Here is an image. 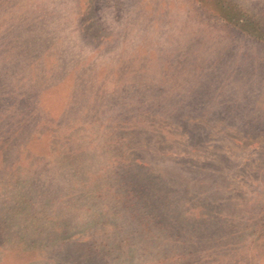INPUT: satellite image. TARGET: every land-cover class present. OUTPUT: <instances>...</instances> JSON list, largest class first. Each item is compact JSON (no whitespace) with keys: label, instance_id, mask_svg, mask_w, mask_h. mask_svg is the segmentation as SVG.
I'll list each match as a JSON object with an SVG mask.
<instances>
[{"label":"rangeland","instance_id":"obj_1","mask_svg":"<svg viewBox=\"0 0 264 264\" xmlns=\"http://www.w3.org/2000/svg\"><path fill=\"white\" fill-rule=\"evenodd\" d=\"M264 0H0V264H264Z\"/></svg>","mask_w":264,"mask_h":264},{"label":"trees","instance_id":"obj_2","mask_svg":"<svg viewBox=\"0 0 264 264\" xmlns=\"http://www.w3.org/2000/svg\"><path fill=\"white\" fill-rule=\"evenodd\" d=\"M248 28L241 27L243 31L250 37L264 43V28L258 25L255 21L247 22Z\"/></svg>","mask_w":264,"mask_h":264}]
</instances>
